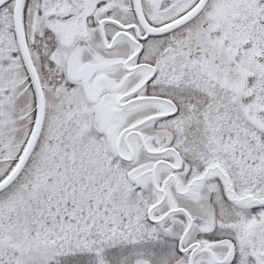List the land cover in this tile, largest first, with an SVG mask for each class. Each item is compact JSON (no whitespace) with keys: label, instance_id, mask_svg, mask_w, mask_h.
Returning a JSON list of instances; mask_svg holds the SVG:
<instances>
[{"label":"snow or ice","instance_id":"obj_1","mask_svg":"<svg viewBox=\"0 0 264 264\" xmlns=\"http://www.w3.org/2000/svg\"><path fill=\"white\" fill-rule=\"evenodd\" d=\"M0 264H264V0H0Z\"/></svg>","mask_w":264,"mask_h":264}]
</instances>
